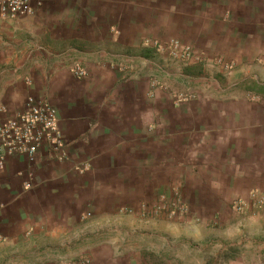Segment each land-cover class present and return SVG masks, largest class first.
Masks as SVG:
<instances>
[{
    "label": "crops",
    "instance_id": "1",
    "mask_svg": "<svg viewBox=\"0 0 264 264\" xmlns=\"http://www.w3.org/2000/svg\"><path fill=\"white\" fill-rule=\"evenodd\" d=\"M263 61L264 0H41L0 15V120L47 101L66 154L0 156V264L46 260L99 216L119 235L91 241L84 264H256L226 247L250 232L264 248ZM175 190L187 216L155 213Z\"/></svg>",
    "mask_w": 264,
    "mask_h": 264
},
{
    "label": "built area",
    "instance_id": "2",
    "mask_svg": "<svg viewBox=\"0 0 264 264\" xmlns=\"http://www.w3.org/2000/svg\"><path fill=\"white\" fill-rule=\"evenodd\" d=\"M40 4L41 0H0V15L9 18L32 15ZM172 51L185 59L194 56L189 46L173 44ZM75 72L83 74L80 69H75ZM42 146L58 159L66 156L62 150L56 110L47 101H29L23 108L0 120V156L23 154L32 157ZM153 209L168 219L184 218L189 212L176 190L171 198L161 196ZM77 262L84 264L86 260Z\"/></svg>",
    "mask_w": 264,
    "mask_h": 264
},
{
    "label": "rangeland",
    "instance_id": "3",
    "mask_svg": "<svg viewBox=\"0 0 264 264\" xmlns=\"http://www.w3.org/2000/svg\"><path fill=\"white\" fill-rule=\"evenodd\" d=\"M112 216L114 217L115 215ZM115 218L113 221H111L106 217L99 216L95 219V223L87 222V224H84L85 226L82 225L79 229L65 233L63 244L48 247V257L46 258V260H33L29 262L26 261L23 264H46L55 261H80L84 259V257L88 254L86 250L88 249V244L91 241H93L94 239H99L100 237H105L106 235V238L110 237L112 234L119 235V228H113L115 226L113 224L120 223V221L116 220ZM248 234L252 236L250 232H241L239 243H234L233 245H229L226 247L227 255L233 254L239 256V258L243 257L245 260H249V263H253L256 261V264H264V248H262V246L253 247L245 244L244 236H247ZM259 249H262L263 252H260ZM118 250H122V246L120 244Z\"/></svg>",
    "mask_w": 264,
    "mask_h": 264
}]
</instances>
